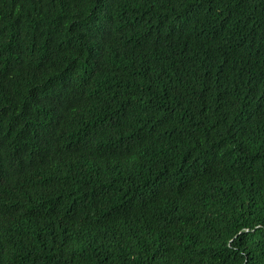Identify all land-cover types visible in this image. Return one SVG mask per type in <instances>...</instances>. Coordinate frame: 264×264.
<instances>
[{
    "label": "trees",
    "instance_id": "16d2710c",
    "mask_svg": "<svg viewBox=\"0 0 264 264\" xmlns=\"http://www.w3.org/2000/svg\"><path fill=\"white\" fill-rule=\"evenodd\" d=\"M46 130L0 151V264H264V0H0V140Z\"/></svg>",
    "mask_w": 264,
    "mask_h": 264
},
{
    "label": "clouds",
    "instance_id": "9594fccd",
    "mask_svg": "<svg viewBox=\"0 0 264 264\" xmlns=\"http://www.w3.org/2000/svg\"><path fill=\"white\" fill-rule=\"evenodd\" d=\"M55 24H56L57 27L59 26V20L58 19H57ZM57 31L54 32V33H50L51 31H49L48 34L58 33ZM145 31H146V35L143 34V33H145ZM162 34H163V37H165L166 36V31L157 22L148 21V23H146V27H144L141 30V33H139L136 36L135 41H131L130 42V40L128 38H124V36H122L123 39L128 40L130 42V44H131V50H130L129 53H124V51L120 52V50H118L117 48H115L113 46V42H114V40L117 37H103L101 40L91 39V41H89V44H92V48H93L94 51H96V52H98L100 54L111 55L112 58L110 59V62H112V64L114 65L113 67H124L126 65L128 67L129 63L134 64V62L136 61V57L137 56L144 55L145 53H147L149 51L148 47L150 46V44H146V40H149L153 36L155 38V40L159 41L161 36H162ZM51 40H52V38H49L47 36L46 45H50L51 44ZM95 41L106 42L108 44V47H103L102 45H100L99 43H97ZM81 46H82V43H80V47L79 48H81ZM55 48L58 49L59 47H55ZM62 50L64 51L63 47H62ZM115 52H120V53L116 54ZM75 55H76V59H79L80 49L77 50ZM160 58L161 57L158 56V59H160ZM158 59H156L155 61H157ZM155 61H153V63ZM56 108H57V110H55V114L59 112L60 106H57ZM50 111L54 112V110H52V109H50ZM57 121L58 122L61 121L60 116H58ZM86 121H88V120H85L84 123ZM42 133L43 134L40 135L41 137L40 136H38V137L35 136L36 138L34 137V140L30 144H29V142H30L29 141L22 148H19V149L17 148V150H15L13 148V146H11V145H10L11 147L7 146L8 143H6L5 141L0 140V151H1L2 155L9 156V157L13 158L16 155L23 154L26 151H28L29 149H31L32 145L35 142L37 147L40 146L38 148L39 151L41 149L45 148V149L48 150V152L50 154V152L52 151L54 146L59 144V142H61L62 140H58L55 143H52V142L50 143L48 141L49 139L58 138L56 133H54V134L50 133L48 130L43 131ZM42 139H43V141H42ZM75 147H76V144H75ZM21 151H23V152H21ZM71 152H72L71 150H65V149H62L60 147H55L54 151L52 153V156L50 157V159L47 162L54 161V159L56 157L57 158L59 157V153H60V156H62L64 154H68V153H71ZM12 214L17 215V217L19 219H22V212H16V213H12ZM12 214H11V216H12Z\"/></svg>",
    "mask_w": 264,
    "mask_h": 264
},
{
    "label": "bare ground",
    "instance_id": "6f19581e",
    "mask_svg": "<svg viewBox=\"0 0 264 264\" xmlns=\"http://www.w3.org/2000/svg\"><path fill=\"white\" fill-rule=\"evenodd\" d=\"M138 2V1H137ZM139 4H141V3H139ZM150 5V4H149ZM109 10V9H108ZM110 12V11H109ZM126 12V11H125ZM106 13V12H105ZM97 134V133H96Z\"/></svg>",
    "mask_w": 264,
    "mask_h": 264
}]
</instances>
